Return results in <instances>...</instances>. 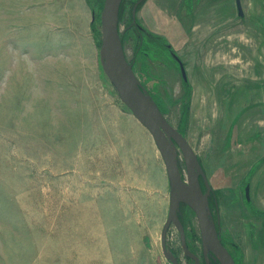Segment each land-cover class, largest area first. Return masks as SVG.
<instances>
[{
    "label": "rangeland",
    "instance_id": "374dc122",
    "mask_svg": "<svg viewBox=\"0 0 264 264\" xmlns=\"http://www.w3.org/2000/svg\"><path fill=\"white\" fill-rule=\"evenodd\" d=\"M137 1L119 24L127 60L197 155L235 263L264 264V0L241 15L235 0H145L133 18ZM103 3L0 0V264H172L164 162L100 64ZM165 248L194 264L173 225Z\"/></svg>",
    "mask_w": 264,
    "mask_h": 264
},
{
    "label": "water",
    "instance_id": "95a60500",
    "mask_svg": "<svg viewBox=\"0 0 264 264\" xmlns=\"http://www.w3.org/2000/svg\"><path fill=\"white\" fill-rule=\"evenodd\" d=\"M122 1L104 0L100 16V64L120 100L150 133L164 162L170 186L168 214L161 234L164 255L172 264H178L177 260L169 255L165 248L167 230L170 225H173L179 233L183 253L186 257L192 258L195 261L194 264H199L198 257L187 248L185 231L179 219L180 206L185 205L195 214L204 254L212 253L220 264H236L229 251L221 243L219 232L212 221L208 202L211 188L197 155L183 135L166 120L157 104L141 85L127 60L119 30V10ZM144 1L138 0L134 4L133 18L137 6ZM235 1L238 14L241 15L240 0ZM179 65L185 78L183 66L181 63ZM179 153L183 157L185 175L182 174L179 167ZM199 176L203 179L206 192L201 189Z\"/></svg>",
    "mask_w": 264,
    "mask_h": 264
},
{
    "label": "flooded vegetation",
    "instance_id": "af4514ba",
    "mask_svg": "<svg viewBox=\"0 0 264 264\" xmlns=\"http://www.w3.org/2000/svg\"><path fill=\"white\" fill-rule=\"evenodd\" d=\"M186 172V171H185ZM199 183H200V185H201V189H202V191L203 192H206V188H205V186H204V183H203V179L199 176ZM212 195H213V193H212V191H210V193H209V196H208V202H209V206H210V204H211V198H212ZM181 206H183V205H181ZM180 206V207H181ZM185 206V205H184ZM179 219H180V212H179ZM219 237H220V235H219ZM220 240H221V238H220ZM200 242H201V240H200ZM221 243H222V241H221ZM223 244V243H222ZM187 245V244H186ZM224 246V245H223ZM202 247V246H201ZM225 247V246H224ZM188 248V247H187ZM189 250V249H188ZM190 251V250H189ZM191 252V251H190ZM192 254H194L193 252H191ZM185 255V254H184ZM195 256H197L198 257V259H199V264H216L217 262L219 263V261H218V259H215L214 258V256H213V254L212 253H210V252H206V255L204 254V251H203V248H202V255H201V258L198 256V255H196V254H194ZM186 257V256H185ZM187 259H190V260H192L193 261V263L195 262L192 258H189V257H186ZM211 262V263H210Z\"/></svg>",
    "mask_w": 264,
    "mask_h": 264
},
{
    "label": "trees",
    "instance_id": "16d2710c",
    "mask_svg": "<svg viewBox=\"0 0 264 264\" xmlns=\"http://www.w3.org/2000/svg\"><path fill=\"white\" fill-rule=\"evenodd\" d=\"M124 2H125V0H123L122 1V3H121V5H120V10H119V24H120V20H121V15H122V10H123V6H124ZM141 5V4H140ZM133 25H131V27H132ZM121 36V42H122V44H123V46H124V34H121L120 35ZM157 106L159 107V105L157 104ZM159 109H160V107H159ZM160 111H161V109H160ZM162 112V111H161ZM162 114H163V112H162ZM216 264H219L218 262L216 263Z\"/></svg>",
    "mask_w": 264,
    "mask_h": 264
}]
</instances>
